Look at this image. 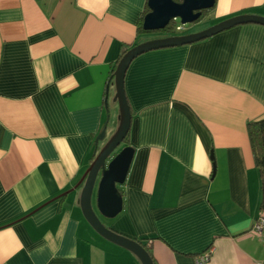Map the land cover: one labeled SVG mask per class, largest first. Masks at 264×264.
<instances>
[{
    "label": "crops",
    "instance_id": "obj_1",
    "mask_svg": "<svg viewBox=\"0 0 264 264\" xmlns=\"http://www.w3.org/2000/svg\"><path fill=\"white\" fill-rule=\"evenodd\" d=\"M146 8V0H0V264H140L88 225L78 196L117 124L111 69L123 50L152 39L137 33ZM207 12L212 24L264 16V0H214L192 23ZM123 89L133 153L116 185L121 210L102 223L143 239L155 264H197L203 252L202 264L264 262L246 134L264 117V25L145 51L127 66Z\"/></svg>",
    "mask_w": 264,
    "mask_h": 264
},
{
    "label": "water",
    "instance_id": "obj_2",
    "mask_svg": "<svg viewBox=\"0 0 264 264\" xmlns=\"http://www.w3.org/2000/svg\"><path fill=\"white\" fill-rule=\"evenodd\" d=\"M213 4L214 0H146L148 11L142 16L141 28L144 31L160 30L170 20H178L180 25L191 23L201 15L202 10L211 8ZM242 23L264 25V16L239 14L195 33L166 35L135 43L122 53L113 69L112 100L117 105V124L81 176L78 207L85 221L98 235L129 250L140 264H152L145 249L134 239L107 228L99 218H111L121 210L122 199L116 185L124 182L133 153L132 147L126 145L111 155L122 142L130 126L131 114L123 89L127 66L133 58L145 51L190 43ZM103 134V130L100 131L96 140L102 139ZM93 192L96 211L91 202Z\"/></svg>",
    "mask_w": 264,
    "mask_h": 264
},
{
    "label": "trees",
    "instance_id": "obj_3",
    "mask_svg": "<svg viewBox=\"0 0 264 264\" xmlns=\"http://www.w3.org/2000/svg\"><path fill=\"white\" fill-rule=\"evenodd\" d=\"M175 1H179V0H175ZM147 11H148V9L146 8L144 13H146ZM202 12H204V10H202L201 13ZM144 13H143V15H144ZM141 19H142V17H141ZM156 31L162 33L165 36L166 35H172L173 32L175 31L174 20H170L169 23L163 29L156 30ZM146 32L147 31L142 30L141 20H140L138 22V25H137V33L142 34V33H146ZM125 50H123V52ZM123 52H121V54L119 55V57L115 61L114 66L111 69V75H112L113 69H114L118 59L120 58V56L122 55ZM130 114H131V112H130ZM246 134H247L248 143H249L252 158H253V163L257 169V173H258V177H259L260 196H259V202H258V209L261 210V209H264V117L261 119L255 120V121L248 122L246 124ZM128 135H129V130L127 131V133L123 137L122 142L119 144V146L116 148V150L120 149L122 146L128 145ZM114 153H115V150L112 152L111 155H113ZM107 228L116 232L115 230H113L110 227H107ZM116 233H118V232H116ZM134 240L136 242H138L145 249V251L148 253V255L151 259L152 264H155V260L152 257L150 250L145 246L143 239H134Z\"/></svg>",
    "mask_w": 264,
    "mask_h": 264
},
{
    "label": "rangeland",
    "instance_id": "obj_4",
    "mask_svg": "<svg viewBox=\"0 0 264 264\" xmlns=\"http://www.w3.org/2000/svg\"><path fill=\"white\" fill-rule=\"evenodd\" d=\"M212 22H213V20H212L211 14L207 12L206 15L203 16L197 24H193L192 22L191 23H186V24L182 25V27H183L182 30H179V31L177 30V31H174V32L176 34H180V33L187 32V31H189L191 29L192 30L193 29H197V28L206 29V28L214 25V24H212ZM177 23L180 25L179 22H177ZM210 24H212V25H210ZM203 29H201V30H203ZM159 35H161L160 32L152 31V32L143 33L141 35V37L142 38H150V37L151 38H155L156 36H159ZM115 108H116V115H115V117L117 118V105L116 104H115ZM115 127H116V125H115ZM115 127H114V129H115ZM114 129H113V131H114ZM117 185H119V184H117ZM92 206L95 209V205H94V192H93V197H92ZM99 218H100L101 221L104 220L103 217H99Z\"/></svg>",
    "mask_w": 264,
    "mask_h": 264
},
{
    "label": "built area",
    "instance_id": "obj_5",
    "mask_svg": "<svg viewBox=\"0 0 264 264\" xmlns=\"http://www.w3.org/2000/svg\"><path fill=\"white\" fill-rule=\"evenodd\" d=\"M179 28H180L179 26H175V29L178 30ZM262 224H263V218L262 217H258L257 221L253 225V229L255 231H260V229L262 227ZM149 243H150V241L147 240L146 244H149ZM208 257H209L208 252H203L200 255H198L197 257H195L194 262L197 263V264H202V263H204V262H206L208 260ZM255 264H264V262H257Z\"/></svg>",
    "mask_w": 264,
    "mask_h": 264
},
{
    "label": "flooded vegetation",
    "instance_id": "obj_6",
    "mask_svg": "<svg viewBox=\"0 0 264 264\" xmlns=\"http://www.w3.org/2000/svg\"><path fill=\"white\" fill-rule=\"evenodd\" d=\"M117 150L115 149V152H116Z\"/></svg>",
    "mask_w": 264,
    "mask_h": 264
}]
</instances>
